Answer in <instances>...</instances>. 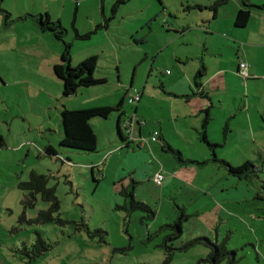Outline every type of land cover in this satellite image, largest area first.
Returning a JSON list of instances; mask_svg holds the SVG:
<instances>
[{
    "label": "rangeland",
    "instance_id": "1",
    "mask_svg": "<svg viewBox=\"0 0 264 264\" xmlns=\"http://www.w3.org/2000/svg\"><path fill=\"white\" fill-rule=\"evenodd\" d=\"M104 1L105 17L110 18L116 0ZM188 1L207 0H128L118 6L107 30L100 29L83 40L76 38L73 26L84 35L103 24L102 0H2V9L15 22L6 27L0 13V264H213L210 249L204 245L183 249L198 237H207L213 243L226 241L234 254L220 264H231L232 259L234 264H264V74L255 82L234 75L238 43L229 41L226 46L223 42V48L217 51L218 58L210 54L207 58L234 69L223 79L231 83L229 89L245 93L246 113L237 117L240 122L231 121L234 134L224 142L225 116L215 110L211 132L215 138L220 135L218 142L223 145L217 150L218 158L233 167L251 162L256 169L251 177L240 179L230 175L228 168L219 164L206 166L203 180L212 179L218 185L210 190L205 188V197L204 192L195 194L174 181L192 184L197 179L199 167L182 164V169L191 170L189 176L177 175L178 172L171 176L164 170L165 181L157 189L149 179L159 165L147 149L135 153L145 152L148 159L142 156L139 163L129 158L125 161L133 148H124L118 134L120 112L112 113L108 120H91L98 141L96 152L70 150L59 152L57 158L45 154L49 145L61 151L63 107H115L125 97L124 110L128 115H133L138 105L139 117H146L143 112L147 110L155 115L161 112V83L168 77L167 70L174 75L180 71L172 54L176 45L184 44L177 40L176 45L162 48L175 38V32L168 29L175 22L170 13H177L182 19L180 23H190L197 14H190ZM250 1L256 6L264 5V0ZM230 2L221 18L223 27L229 25L230 10L236 1ZM46 14L53 22H61L67 31L66 40L72 44V67L84 61L77 62L79 58L97 56L95 76L105 79V84L63 97V83L54 74L55 65L51 66L52 62H61L62 43L51 32L39 31L31 18H23ZM263 18L264 12L252 11L248 26L253 35L261 28L264 35ZM223 31L220 28L217 33L223 37ZM192 34L186 36V41L194 44L182 45L181 50L201 52L202 56L205 51L202 52L203 44L198 41L205 39V33L200 32L198 41ZM241 34L250 36L248 31ZM215 38L218 37L213 34ZM242 41L239 43L252 44ZM260 41L264 43L261 36ZM196 44L200 46L196 48ZM144 88L156 101L145 97L140 104H130L129 99L141 94ZM185 131L194 143L184 144L176 137L175 147L182 149L189 159L210 158V152L202 150L189 128ZM160 158L174 167L178 165L167 151ZM32 173L47 177L48 187L55 190L58 199L56 206L52 201H44L41 195L35 196L32 206L24 205L26 197L33 196L20 186L29 181ZM132 181L138 183L136 200L150 206L154 219L148 220V213L131 212L126 207L121 191ZM227 183L233 186L222 190L221 185ZM214 191L222 193L214 198ZM177 206L196 216L184 224L182 239L169 243L177 249L173 251L163 246L166 235L172 231L160 230L178 217ZM49 211L48 218L40 216ZM39 237L51 248L34 259V254L41 252L34 246Z\"/></svg>",
    "mask_w": 264,
    "mask_h": 264
},
{
    "label": "crops",
    "instance_id": "2",
    "mask_svg": "<svg viewBox=\"0 0 264 264\" xmlns=\"http://www.w3.org/2000/svg\"><path fill=\"white\" fill-rule=\"evenodd\" d=\"M217 1L218 0H207L205 3L200 1H188L187 9L190 10V14L193 11H196L195 13L197 14V17L193 18L190 23H180L182 19L178 17V14L172 11L170 13L172 14L171 17L173 16V19H175V22L172 25L173 28L171 29L169 27L168 29L169 32H175H173L175 38L173 40H171L172 38H170L169 40L171 41H169V45H164L162 48L168 49L171 46L176 45L175 43L178 42L177 40H182L184 42V44H180L179 46L176 45L172 54L178 62L180 71L175 75L169 70H167L168 72L166 71L168 73V77L161 83V100H158L160 102L158 106H160L159 109L161 112L158 115H155L147 110L146 113L143 112L146 117H140L142 119H145L147 122L145 131H147V133L149 134L153 131H158L160 134V138L158 142L152 143L149 147H139L134 144H130L129 147H125V144L123 146L128 150L130 148H133V153H128L125 161L127 160V158H129L132 162L139 163V161L142 160V156L148 159V156L147 154H145V152L135 153L137 152V150L141 151L145 149L150 152L152 159H155L157 161V164L159 166L156 173L150 176V185H155L153 182L154 176L159 172L164 173V170L165 172L167 170L168 174L170 173V175L171 173L173 174L178 172L177 175L183 174L189 176L188 173H191V170L189 169H182V164H180L179 162L177 163L180 166L176 165L174 167L171 163L169 164L165 161L164 164V162L160 158L162 152H165L164 147H166V145H169L172 149L179 151L185 160L198 161L197 159L187 158L184 153H182V149L175 147L174 145V140L176 137H178V139H180L184 144H192V142L194 143V140L188 136L187 131L185 130H188L189 128V132L191 131V133L195 135V139L203 147L202 150L205 151V153L208 150V152H210L211 154L210 158L202 159V161L198 162L207 161L212 158V152L201 140L200 135V132L203 131L204 120L207 118V116L210 119V122L206 129V135L208 140L212 144L218 146L215 150L217 154V150L222 148L223 145L218 142V140H221L220 135L215 138L213 137L211 132V122L215 119V110L223 112L225 116V118L223 119V121H225V125H223L224 123L222 124V134L224 142H227L229 138L234 134V130H230L231 121L235 120L236 122H240L238 121L240 119L237 117L246 113V108L244 106L245 93L229 89L231 88V83L227 79H223L230 75L232 73L231 71H233L234 69L226 68L222 62H219V60L212 61L208 59L207 57L209 56V54L218 58L219 55L217 54V51L221 50L220 47L223 48V42L226 44V46L228 45L229 41L230 43L231 41L238 43L240 45L236 52L238 64L235 71L236 73L234 75L238 76L237 72L240 59H245L248 62L250 70L254 74L253 79L248 80V82L258 81L260 79L257 78H261L262 74H264V43L263 41H260V36L264 38V35L262 34L263 28L259 29L256 34L253 35L248 25L243 29H239L235 26V20L238 11L241 8V5L236 0V2L233 4V9L230 10L229 25L226 24V26L223 27L221 25V18L225 15L224 13L228 11L227 9L229 8V5H231V2L229 1L228 4L220 7L217 14L215 15L211 7ZM102 2L103 5L101 7V11L104 15H106L105 1L102 0ZM204 8L208 9L207 12H203L205 11ZM108 28L109 26L104 30H107ZM220 28L224 29L223 37H221V35L217 33V31H220ZM246 31L250 32V36L241 34L242 32ZM200 32L205 33V39H201L200 41H198L199 37L201 38ZM190 33H193L192 36H196L197 41L200 44H203L202 52H205L202 54V56L199 55L201 54V52L198 54H193L191 52L181 50L182 45L190 46L191 44H194L191 41H186V36ZM208 34L210 35L209 37H211V40L207 38ZM213 34H215L218 38L213 39ZM241 40L252 44H241L239 43V41ZM195 46L196 48H198L200 45L196 44ZM83 60L85 59L79 58L77 62H82ZM57 64L59 63L55 61L51 63V66L53 67ZM72 64H74V59ZM190 65L192 66L188 68ZM145 97H147L150 101H156V97L148 93L146 88H144L141 93L140 102H142V99ZM123 99L125 100V97H123ZM176 105H178L179 108L176 107ZM140 108L141 106L138 105L133 114H137L138 116ZM143 110H146V107H143ZM123 113V119L127 116H130L124 110V106ZM212 139L217 141H213ZM212 164L213 163H210L206 166ZM206 166L197 165V167H199V170L197 172L198 174L195 183H187L186 181L180 179H176L174 181L183 185L184 188L192 190L195 194L197 192H204V196L207 197L208 193L207 191H204L205 188L210 190L211 188L216 187L218 185V182L215 183L212 179L210 181L203 180V169ZM133 172L135 173V171ZM221 186L222 190H226L230 189L233 185L230 186V184L227 183ZM221 193V191L212 192L214 198Z\"/></svg>",
    "mask_w": 264,
    "mask_h": 264
},
{
    "label": "trees",
    "instance_id": "3",
    "mask_svg": "<svg viewBox=\"0 0 264 264\" xmlns=\"http://www.w3.org/2000/svg\"><path fill=\"white\" fill-rule=\"evenodd\" d=\"M77 2L79 0H76ZM128 0H117L114 6L112 7V16L110 18H106L104 15V23L103 25H97L94 32H90L84 35H81L79 31L73 26V29L76 33L77 39L86 40L90 38L92 34L99 31L100 29H106L111 21L114 19L113 15L118 9V6L127 3ZM230 0H218L213 4L211 7L212 11L217 14L220 7L228 4ZM241 5L240 10L238 11L235 26L239 29H243L247 27L251 20L252 11L257 9L259 11L264 12V5L256 6L251 3L250 0H236ZM2 0H0V13L4 18V25L9 27L12 25L15 20L12 19V15L2 9ZM103 5V2H102ZM31 18L34 24L37 26L39 31L46 33L51 32L53 38L57 41L62 43L63 51L61 54V62L54 66V74L55 76L62 81L63 83V97H70L74 96L78 93L80 89L83 88H91L94 86L102 85L106 83L105 79H99L95 76V73L98 68V57L93 56L82 63H80L76 68L72 67V44L66 40L67 31L61 24V22H53L50 15H28L23 17L24 19ZM125 104V100L122 99L117 106H102V107H95L90 109H75L70 110L68 108L63 107L61 110V123H62V131H63V138L59 144L61 151L56 150L52 145H49L45 148V154L49 157H59V152H71V151H80V152H96L98 141L96 134L94 132L93 126L91 124V120L95 118H99L102 120H108L112 113L120 112L117 120V129L118 134L125 144V147H129L127 143L126 135L122 130V119L124 117L123 113V106ZM208 112V111H207ZM210 122V119L207 118L204 120L203 131L200 132L201 140L207 145V147L212 152V158L203 161H192V160H185L182 154L172 149L169 145L164 147V150L171 153L174 158L180 164H197L200 166H206L210 163L219 164L222 167L228 168V172L230 175L237 176L240 179L249 178L253 173H256V169L251 162H246L244 165L240 167H233L229 162L225 160H220L216 154V148L218 147L215 144H212L206 135V129ZM68 150V151H67ZM71 150V151H70ZM138 183L135 181L131 182V185L127 188L123 187L121 191V195L125 197V205L128 207L129 211H136L140 210L145 213H148V217L146 219L151 220L155 218V212L150 208L149 205L138 202L135 197L136 188ZM22 189L30 191L31 196H27L26 200L24 201V205L26 207H30L35 202V196L41 195L44 201H52L56 206L58 204V199L56 197L55 190L48 187V179L45 176H39L37 173H32L30 175V179L27 183H23L20 186ZM178 217L170 224H165L161 227L160 231L170 230L172 231L171 234L166 235L163 246L166 247L168 250H177L176 248L170 246L169 243L173 241L180 240L184 234V224L188 222L191 217L196 215H188L186 213L185 208L177 206ZM51 211L43 212L40 216L42 218L49 217ZM150 218V219H149ZM52 219V217H51ZM50 219V220H51ZM197 245H204L205 247L210 249V261L213 264H220L223 260L227 257L233 255L234 253L229 251L226 241L223 243H219L216 241L213 243L207 237H198L187 244L184 245L183 249H189L195 247ZM38 251L34 254V259L38 258L44 252H47L51 246L46 245L45 241L39 237L37 240L36 245H34ZM180 249V248H178ZM170 260V258H169ZM231 264H234L236 261L234 259L231 260Z\"/></svg>",
    "mask_w": 264,
    "mask_h": 264
},
{
    "label": "built area",
    "instance_id": "4",
    "mask_svg": "<svg viewBox=\"0 0 264 264\" xmlns=\"http://www.w3.org/2000/svg\"><path fill=\"white\" fill-rule=\"evenodd\" d=\"M237 75L245 81H248L254 77L248 62L245 59L239 60ZM140 101L141 94L139 93L129 99L130 104H138ZM146 126V120L138 117L137 114H133L124 118L122 121V130L126 135L127 143L129 145L134 144L139 147H149L152 143L158 142L160 138L159 132L153 131L149 134L147 131H145ZM164 181L165 175L163 172L157 173L153 178V182L157 188L162 187Z\"/></svg>",
    "mask_w": 264,
    "mask_h": 264
}]
</instances>
